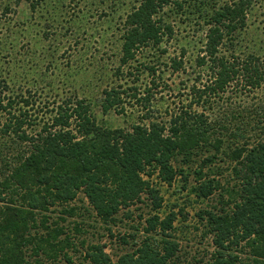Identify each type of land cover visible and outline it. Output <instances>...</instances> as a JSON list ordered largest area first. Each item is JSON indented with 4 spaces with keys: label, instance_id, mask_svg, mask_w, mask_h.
<instances>
[{
    "label": "trees",
    "instance_id": "obj_1",
    "mask_svg": "<svg viewBox=\"0 0 264 264\" xmlns=\"http://www.w3.org/2000/svg\"><path fill=\"white\" fill-rule=\"evenodd\" d=\"M256 1L139 0L125 15L117 75H123V68L137 69L138 64L155 75L154 63L143 65L136 59L142 50L149 54L173 38L174 23L165 10L168 5L196 30H204V46L195 64L207 79L198 82L197 77L190 88L191 103L185 110L171 113L167 121L146 113L142 119L150 118L147 124L134 123L129 129L103 127L91 104L74 95L57 104L51 122L27 132L24 126L33 124L28 110L15 109L13 103L28 105V100L20 96L14 101L0 90V136H12L25 145L0 164V264H59L61 259L71 264L68 250L76 248L72 235L80 231L76 220L70 228L65 223L80 208L69 205L78 193L106 225L115 223L123 209L128 217L129 207L145 200L142 195H146L150 210L157 211L163 197L152 176L167 185L180 176L182 188H186L190 173L173 164L178 156L186 164L193 158L200 161L192 171L195 184L190 193L205 199L220 189L227 195L220 199L219 207L199 211L211 251L207 260L198 262L264 264V95H260L264 59L235 47V35L245 27ZM262 6L264 10V2ZM180 54L171 59L176 71L184 63V52ZM152 84L155 89L157 84ZM150 88L144 95L137 87H130L129 93L115 87L103 89L99 104L105 111L118 106L124 110L122 94L126 93L145 106L155 94ZM234 94H246L257 101L234 109L224 107L220 112L219 102ZM222 161L231 164L229 170L237 180L226 188L215 174L209 177L204 171ZM227 167H221V173ZM175 219L173 211L163 218L150 215L143 228L149 235L115 262L99 244L87 245L85 258L90 264H176Z\"/></svg>",
    "mask_w": 264,
    "mask_h": 264
},
{
    "label": "rangeland",
    "instance_id": "obj_2",
    "mask_svg": "<svg viewBox=\"0 0 264 264\" xmlns=\"http://www.w3.org/2000/svg\"><path fill=\"white\" fill-rule=\"evenodd\" d=\"M138 1L0 0V90L3 89V94L11 96L14 101L20 96L28 100V105L13 103L15 109L22 107L28 110L33 124L24 126L27 132L37 130L43 122H51L57 104L74 95L90 103L97 123L107 128L129 129L134 123L147 124L150 118L142 119L146 113L157 120L167 121L171 113L186 109L192 101L190 88L197 82V77H200L198 82L207 79L202 68L195 64L204 46V30H196L189 25L190 20L171 9L172 5L165 10L174 23L173 38L157 50L150 49L149 54L142 50L136 59L143 65L154 63L155 75H149L139 64L137 69L123 68L124 72H120L123 75L116 74L121 53V24ZM263 2L257 0L251 7L245 27L235 35V47L237 51L262 55L264 59ZM182 51L184 63L182 69L176 71L172 68L171 59L180 56ZM153 81L157 84L155 89ZM110 87L126 93L132 91L130 87H137L140 95L151 87L155 94L144 106L136 104L135 99L123 93L124 110H119L118 106L105 111L99 99L102 90ZM260 95H264V90ZM254 101L257 99H251L246 94H234L227 101L219 102L218 110L222 112L224 107L225 110L234 109ZM192 109H196V105L193 104ZM197 111L201 109L197 108ZM206 114L210 115V110ZM4 117L1 116L2 120ZM22 147L25 145L12 136H0V164L3 159L15 156ZM225 148H229L228 145ZM181 159L178 156L173 164L184 167L190 173L185 189L180 176L171 185L152 176L163 197L162 206L157 211L150 210L146 195H142L145 200L131 205L128 217L123 209L117 214L115 223L106 225L98 219L86 197L78 193L69 205L80 208L65 223L70 228L72 221L76 220L80 231L72 235L76 248L68 250L71 264H90L84 254L85 247L90 244L104 245L105 252L115 262L120 255L133 252L149 235L143 229L146 218L153 214L163 218L171 211L176 214L172 233L179 245L174 263L201 264L202 260H207L211 251L210 237L203 236V220L199 211L219 207L222 203L220 199H225L227 195L219 188L205 199L190 193V187L195 184L192 171L199 167L200 161L193 158L186 164ZM230 166L227 161L215 162L204 171L209 177L215 174L221 186L226 188L227 184L237 182L229 170ZM221 167H227L226 171L221 173ZM152 237L159 239L160 235L152 234ZM82 241L84 246H81ZM156 241L153 240L154 243ZM59 261V264H68L63 259Z\"/></svg>",
    "mask_w": 264,
    "mask_h": 264
}]
</instances>
